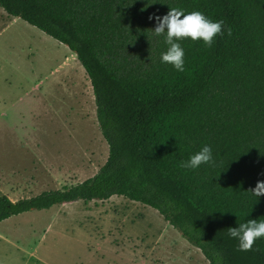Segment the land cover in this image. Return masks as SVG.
Returning <instances> with one entry per match:
<instances>
[{
	"label": "trees",
	"instance_id": "obj_1",
	"mask_svg": "<svg viewBox=\"0 0 264 264\" xmlns=\"http://www.w3.org/2000/svg\"><path fill=\"white\" fill-rule=\"evenodd\" d=\"M0 7L66 45L87 74L107 143L83 181L12 200L0 221L32 210L113 195L154 208L209 264H264V237L238 251L228 227L264 220V0H0ZM169 8L201 11L230 29L181 40L185 70L160 62L152 35ZM207 144L213 162L181 163Z\"/></svg>",
	"mask_w": 264,
	"mask_h": 264
},
{
	"label": "rangeland",
	"instance_id": "obj_2",
	"mask_svg": "<svg viewBox=\"0 0 264 264\" xmlns=\"http://www.w3.org/2000/svg\"><path fill=\"white\" fill-rule=\"evenodd\" d=\"M0 28L4 29L0 50L30 65L28 90L37 79L33 80L34 72L42 74L43 104L41 108L26 103V89L0 93L5 102L20 103L23 112L41 113L39 130L33 129L31 118L23 122L30 133L19 130L28 136L26 146L19 148V137H0V196L15 200L92 176L105 162L108 146L98 127L94 94L83 67L66 45L23 20L0 13ZM51 102L53 115L47 107ZM15 117L11 119L19 129V117ZM34 136L41 139L35 142ZM12 152L20 156L5 157ZM0 264L209 263L154 208L113 195L0 221Z\"/></svg>",
	"mask_w": 264,
	"mask_h": 264
},
{
	"label": "clouds",
	"instance_id": "obj_3",
	"mask_svg": "<svg viewBox=\"0 0 264 264\" xmlns=\"http://www.w3.org/2000/svg\"><path fill=\"white\" fill-rule=\"evenodd\" d=\"M150 20L155 21L152 35L162 38L166 50L160 53L159 59L163 64L170 65L176 72L185 70V50L181 47V40L188 38L195 42L202 41L205 47H211L214 38L230 35V29L223 28L222 20H212L201 11L194 10L185 13L183 9L169 8L166 14L150 15ZM213 162L212 148L204 144L199 151L192 154L188 160L181 163L185 169L195 170L202 164ZM257 199L264 195V180H258L255 186L249 190ZM227 236L234 239L238 251H248L255 240L264 237V220L247 219L235 227H228Z\"/></svg>",
	"mask_w": 264,
	"mask_h": 264
},
{
	"label": "crops",
	"instance_id": "obj_4",
	"mask_svg": "<svg viewBox=\"0 0 264 264\" xmlns=\"http://www.w3.org/2000/svg\"><path fill=\"white\" fill-rule=\"evenodd\" d=\"M0 13L2 17L9 18L11 20H22L18 17L16 18H10L2 7H0ZM13 17V16H12ZM24 21V20H23ZM4 29L0 28V32H3ZM67 52H70L72 55L75 56V53H73L69 48L67 49ZM15 58H19L18 55H12L9 53H3L0 50V75H3L2 79L0 78V93H9L13 92L15 90H25V102L30 103V104H38L39 107L43 108L42 104V97L41 94L39 93V90L41 89L42 86V74L38 72H34L33 69L30 71L33 73L34 72V78L33 80L37 77V79L31 84L30 90H28V84H29V79H28V67L30 66L28 62L24 61L23 59L18 60ZM76 58V57H75ZM81 65V64H80ZM25 66V67H24ZM23 68H26V73H23ZM5 72L6 74L2 73ZM40 77L41 80L38 79ZM45 80V79H44ZM52 94V93H51ZM52 98V95L49 97ZM48 100L50 101V99ZM49 104V105H48ZM48 111L52 112L51 115H53L55 106L53 102L48 103ZM23 106V105H22ZM5 109V110H3ZM10 110V113H9ZM43 110V109H42ZM16 111V112H15ZM36 112V113H35ZM40 112H37L36 110L32 109L30 110L29 113L23 112L22 108L20 109V103L18 102H13V101H6L0 97V120H4V122H0V137H19V148H22L23 146H26L28 136L27 134L20 133V129H26V133H30V129L23 125V122L26 121L28 118H31L33 120L32 126L33 129L35 128L36 130H39V124H38V118L40 116ZM13 116H16L15 118L18 119L20 127L17 129L16 126L13 125V120L11 119ZM5 118V119H3ZM21 131V130H20ZM33 138V137H32ZM40 136H34L33 141L37 142L39 141ZM24 141H26L24 143ZM20 155L18 153L12 152L7 154L5 157H11V158H16L19 157Z\"/></svg>",
	"mask_w": 264,
	"mask_h": 264
}]
</instances>
